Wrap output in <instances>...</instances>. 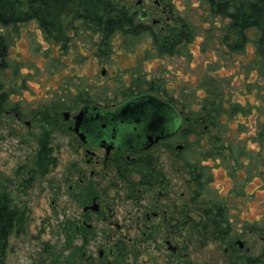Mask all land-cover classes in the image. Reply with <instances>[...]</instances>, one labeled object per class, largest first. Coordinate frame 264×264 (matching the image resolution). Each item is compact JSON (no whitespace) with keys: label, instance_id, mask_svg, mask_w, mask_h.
<instances>
[{"label":"trees","instance_id":"trees-1","mask_svg":"<svg viewBox=\"0 0 264 264\" xmlns=\"http://www.w3.org/2000/svg\"><path fill=\"white\" fill-rule=\"evenodd\" d=\"M156 2L160 15L148 21L145 12L117 0H0V111L22 119L40 111L45 115L47 110L57 113L86 105L108 106L117 97L124 101L141 94L167 102L176 111L179 124L164 147L174 151L188 175L185 184L191 202L202 206L201 216L209 223V228L201 223L203 231L211 229L212 238L223 246L227 264H264V246L255 256L238 253L245 251L239 238L242 234L264 236V208L258 219L243 220L239 230L236 221L230 220L231 202L250 198L244 191L247 182L255 179L264 187V0H185L182 11L172 0ZM21 39L33 52L40 53L39 46L45 45L42 54L48 74L62 70L59 58L72 52L73 45H84L96 57L106 58L117 39L122 52H137L141 60L182 56L188 60L189 47L196 43L200 52H214L219 58L217 63H209L211 70L231 61L235 71L219 77L206 72L175 91L165 86L161 76L147 77L131 69L124 87L119 80L111 87V98H107L105 84L97 89L82 78L74 83L64 80L48 101L23 113L20 108L24 103H11L10 94L33 69L20 75L17 59L7 56L8 49ZM74 61H78L76 52ZM235 77L239 85L233 83ZM37 143L34 164L41 173L52 160L44 131ZM174 144L181 148L177 150ZM208 160L223 168L232 181L225 195L206 191ZM121 163L123 182L131 185L130 176L135 173L147 186L160 183L158 175H150L155 162H146L151 167L139 165L138 172ZM23 217V211L11 205L8 194L0 189V263L8 235L23 224ZM190 224L195 227L197 223Z\"/></svg>","mask_w":264,"mask_h":264},{"label":"rangeland","instance_id":"rangeland-1","mask_svg":"<svg viewBox=\"0 0 264 264\" xmlns=\"http://www.w3.org/2000/svg\"><path fill=\"white\" fill-rule=\"evenodd\" d=\"M117 1L145 12L148 21L160 15L156 0ZM172 2L182 11L185 0ZM118 41L112 45L110 57L106 58L96 57L84 45H73V53L59 58L58 67L62 65V70L59 68L48 74L47 61L42 54L45 45H40V53H37L31 51L24 39L19 40L8 49L7 56L17 59L20 75L27 74L30 69L33 72L16 92L10 94L11 103H24L20 111L25 113L48 101L64 80L74 83L79 78L88 82L91 88L99 89L105 84L107 98H111V87L116 86V80L124 87L131 69H138L147 77L161 76L165 86L175 91L196 82L206 72H214L213 75L219 77L235 71L231 61L211 70L209 63H217L219 58L214 52H200L196 43L189 47L191 56L188 60L184 56L141 60L137 52H122ZM142 47L137 45L138 49ZM75 52L78 53L76 63ZM233 83L239 85L241 82L235 77ZM121 100L122 97L115 98L108 107L119 105ZM62 112L47 110L43 115L40 111L18 119L12 112L0 111V189L8 194L11 205L20 208L24 215L23 224L15 226L8 235L5 256L0 264H227L223 246L212 238L211 229H207L209 223L201 216L202 206L191 202L190 189L185 184L188 175L181 162L174 151L159 145L152 149L165 174L166 185L160 189L161 194L165 192V197L159 202L164 207L168 202L169 207L174 205L177 210L185 211L186 219L197 223L195 227L185 221L166 237L160 216L151 223L135 225L136 209L140 207L150 212L147 205L154 202L157 188L142 189L143 198L133 200L134 194L120 181L98 199L100 209L97 213L83 212L82 208L90 203L92 194L107 186L110 178L101 176L99 164L86 162L88 157L82 144L68 128L72 119H63ZM67 112L71 117L76 111ZM41 131L49 137L52 160L46 171L40 173L34 161ZM95 152L98 157L102 155L101 150ZM206 165L210 174L205 183L206 191L225 195L232 185L231 179L212 161L208 160ZM90 169L97 170V174L89 178ZM244 191L250 198L231 202L234 208L230 211V220L231 223L236 221L237 230L243 220L258 219L264 208V187L258 180L247 182ZM182 217L178 216L179 221H183ZM83 222L89 227L81 224ZM202 222L205 227L208 225L206 231H203ZM239 238L245 251L238 253L244 256H255L264 246L261 235L242 234ZM166 239L170 240L171 247L176 246L175 253L167 247Z\"/></svg>","mask_w":264,"mask_h":264},{"label":"flooded vegetation","instance_id":"flooded-vegetation-1","mask_svg":"<svg viewBox=\"0 0 264 264\" xmlns=\"http://www.w3.org/2000/svg\"><path fill=\"white\" fill-rule=\"evenodd\" d=\"M156 4L158 5V3ZM93 106L98 108L101 112H107V111H111L115 109L118 105L112 106V107L99 106V105H93ZM81 108H79L78 110H80ZM77 111L75 113H77ZM71 117L67 115V118L72 119ZM67 118L65 120H68ZM72 127H73V119H72V123L68 126V128L71 130ZM73 134L76 136V138L78 139V141L82 144L84 148V154L88 157L86 159V162L88 164H91V163L95 165L99 164L101 167L99 169L100 170L99 172H102L101 176L105 178H110L111 180V181L110 180L108 181L107 186L99 190V193L94 192V194H92L90 198L91 199L90 203L85 204L83 206L82 208L83 212L89 211V212L97 213L100 209L98 199L100 200V197L106 195L107 190L114 188L116 186L115 185L116 181H120L130 189V192L132 194H134L133 200H137V198H143V196L140 194L142 192L141 191L142 189H151V188L156 189L157 188V193L154 197L155 198L154 202L147 205V207L150 209V212L143 211L142 208L140 207L136 209V213L134 215L135 225L139 226L140 223L142 224H145L147 222L151 223V220L157 219L160 216L161 217L160 222L162 226H164L165 235L166 237L167 236L170 237V234L174 232L175 226L179 224H183L185 221H187L185 211H183L182 209L177 210V208L174 205L169 207L168 202L165 204L166 207H164L163 204H160L159 202L161 197L162 198L165 197L164 196L165 192L161 194L162 192L160 191V189H162V187H165L166 185L165 174L163 171L162 164L159 163V159L156 156V154L152 152V149L154 148L155 145H159L163 147L164 149H166L164 147L165 146L164 142L166 139L169 138V136L158 139L155 143H153L151 146L147 148H143L141 144H136L134 141H129L128 144L131 145V148L128 149L124 147L125 146L124 142L122 143L121 141L118 140L119 138L117 139V137H114L111 139L110 132L107 130V127H102L98 125L96 121L94 122L89 121V123L86 126H84V139L82 141L79 140V138L74 132ZM167 147H169V145ZM97 150L102 151V155L99 157L96 155V152H95ZM121 161L127 163L128 168L135 172L137 171V167H140L139 165L145 166V167H151L149 166V164L146 165V162L150 161L152 162V164L153 162H155L156 164H154V166L156 168L153 171L150 170L152 172L150 173V175L152 177L153 175H158L159 176L158 182L160 181V183L153 184L152 186H147L140 182L138 178L139 176L135 173H132L130 176L131 183H132L131 185L130 183L126 181L123 182L119 177V174L121 171V165H122ZM95 174H97V170L90 169L88 171L89 178L91 176H94ZM107 206H106V209H108ZM170 210H173V212H171ZM179 215L183 216L182 217L183 221H179V218H178ZM188 221H191V220L189 219ZM81 224H84L87 228L89 227V225L85 222ZM165 243L167 244V247L171 249L172 253H175L176 246L171 247V245H169L170 243L169 239H166Z\"/></svg>","mask_w":264,"mask_h":264},{"label":"water","instance_id":"water-1","mask_svg":"<svg viewBox=\"0 0 264 264\" xmlns=\"http://www.w3.org/2000/svg\"><path fill=\"white\" fill-rule=\"evenodd\" d=\"M67 115V111L62 112L63 119H66ZM71 118L73 119L71 130L79 140L84 139V126L89 121H96L98 125L107 127L111 139L119 138L118 140L124 142V147L128 149L131 148L129 141L147 148L158 139L171 136L179 124L174 108L151 94H141L125 99L115 109L107 112H101L93 105H86ZM175 148L179 150L181 145H176ZM241 244L238 242L240 247Z\"/></svg>","mask_w":264,"mask_h":264}]
</instances>
